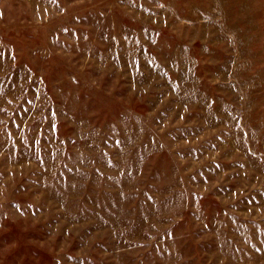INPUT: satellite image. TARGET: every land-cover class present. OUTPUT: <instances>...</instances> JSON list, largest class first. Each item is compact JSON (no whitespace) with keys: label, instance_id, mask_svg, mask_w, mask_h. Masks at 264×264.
<instances>
[{"label":"rangeland","instance_id":"obj_1","mask_svg":"<svg viewBox=\"0 0 264 264\" xmlns=\"http://www.w3.org/2000/svg\"><path fill=\"white\" fill-rule=\"evenodd\" d=\"M0 264H264V0H0Z\"/></svg>","mask_w":264,"mask_h":264}]
</instances>
